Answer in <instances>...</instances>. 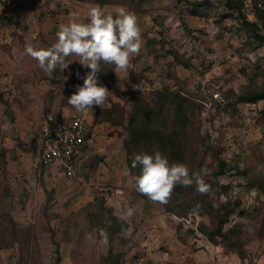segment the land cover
<instances>
[{
    "label": "rangeland",
    "instance_id": "obj_1",
    "mask_svg": "<svg viewBox=\"0 0 264 264\" xmlns=\"http://www.w3.org/2000/svg\"><path fill=\"white\" fill-rule=\"evenodd\" d=\"M253 1L235 0L237 9L227 0H0V131L17 129L19 143L0 139V264H264V99L236 102L264 92ZM97 5L134 13L143 47L122 81L109 67L99 74L115 97L76 113L67 100L90 69L70 57L48 76L24 49L50 47L71 12L87 22ZM138 108L151 122L134 135ZM53 110L88 124L92 140L73 178L39 162V129ZM155 151L191 172L207 167L211 192L177 186L167 205L149 202L130 163ZM117 204L137 208L128 238ZM93 232L95 242L85 239Z\"/></svg>",
    "mask_w": 264,
    "mask_h": 264
},
{
    "label": "clouds",
    "instance_id": "obj_2",
    "mask_svg": "<svg viewBox=\"0 0 264 264\" xmlns=\"http://www.w3.org/2000/svg\"><path fill=\"white\" fill-rule=\"evenodd\" d=\"M87 17V22H83L79 12H71L67 23L59 25L55 34L56 42L50 47L36 48L29 44L24 49V54L35 60L48 76L56 70L63 73L71 64L70 57H76L81 66L90 69L83 77V86L77 85V91L67 100V105L76 113L85 114L91 112L93 106L103 108L110 98L115 97L99 82L98 77L103 68H111L122 81L120 74L132 67V57L138 56L143 47L138 18L127 8L119 7L113 16L97 5L89 9ZM118 86L122 91L125 90L123 83ZM55 118L56 112L53 110L47 120L55 121ZM131 167L140 168L139 175L134 177L135 191L153 204L167 205L177 186L194 187L201 195L211 192V185L205 179L209 175L207 167L191 172L186 164L170 162L160 151L136 154ZM136 214V207L116 205L114 215L121 222L120 234L123 237L132 235L131 221ZM98 235L99 243L107 246L108 233L100 229ZM85 239L95 242V233H86Z\"/></svg>",
    "mask_w": 264,
    "mask_h": 264
},
{
    "label": "built area",
    "instance_id": "obj_3",
    "mask_svg": "<svg viewBox=\"0 0 264 264\" xmlns=\"http://www.w3.org/2000/svg\"><path fill=\"white\" fill-rule=\"evenodd\" d=\"M253 2L254 9L263 14L264 26V0ZM47 116L39 129V162L44 166L55 164L68 178H73L77 173L76 162L83 148L84 135L88 131L87 122L81 115L67 120L56 117L55 121H48ZM182 220L190 224L192 218L189 216Z\"/></svg>",
    "mask_w": 264,
    "mask_h": 264
},
{
    "label": "trees",
    "instance_id": "obj_4",
    "mask_svg": "<svg viewBox=\"0 0 264 264\" xmlns=\"http://www.w3.org/2000/svg\"><path fill=\"white\" fill-rule=\"evenodd\" d=\"M227 4L230 6V8H239L240 6L242 7V2L240 0V6L235 0H227ZM262 19H263V14L255 10V17L254 21L251 22L252 27H253V35L254 38L264 44V26L262 24ZM260 30H259V29ZM162 97H172V95H167L166 96L163 94ZM173 97H178V95H173ZM261 99H264V92H258V93H245V94H240L237 96L236 102L238 103H254L257 102ZM151 122L150 120L145 119L144 113H142V110L138 108V110L134 113V116L131 118L129 122V126L132 127V132L134 135H138V131L142 129H146L148 123ZM174 148H172V152H174ZM131 166V163H130Z\"/></svg>",
    "mask_w": 264,
    "mask_h": 264
},
{
    "label": "crops",
    "instance_id": "obj_5",
    "mask_svg": "<svg viewBox=\"0 0 264 264\" xmlns=\"http://www.w3.org/2000/svg\"><path fill=\"white\" fill-rule=\"evenodd\" d=\"M4 110H5V108L2 107V106H0V123H3V124L6 125L7 124V119H6V116L3 114L4 113ZM70 118H68V119H70ZM64 120H67V119H64ZM16 130L17 129H14L13 127L10 126V127H7L6 129H2L0 131V134H2V136L0 137V139L3 140V141L6 140L7 143H8V145H7L8 147L15 148L19 144L17 141H15L16 139L14 138V137H16V138L18 137L17 134H16V132H15ZM88 133H89V128H88V131L84 135V144H83V148H82L81 154L79 156V159L76 162V171H77V169L79 167V164H80V161H81V157L83 156V153H84L85 149L88 148V145H89V143H91V140H92V138L90 137V135H88ZM5 136H8V138H6ZM37 141H38V144H39V152H40L39 133H38Z\"/></svg>",
    "mask_w": 264,
    "mask_h": 264
}]
</instances>
